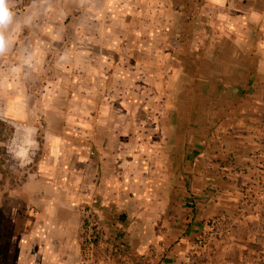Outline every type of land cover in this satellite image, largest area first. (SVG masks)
<instances>
[{
	"label": "crops",
	"instance_id": "crops-1",
	"mask_svg": "<svg viewBox=\"0 0 264 264\" xmlns=\"http://www.w3.org/2000/svg\"><path fill=\"white\" fill-rule=\"evenodd\" d=\"M65 1L53 81L26 84L37 39L0 23V114L35 165L0 201V264H78L84 207L120 264H264V0Z\"/></svg>",
	"mask_w": 264,
	"mask_h": 264
},
{
	"label": "rangeland",
	"instance_id": "rangeland-1",
	"mask_svg": "<svg viewBox=\"0 0 264 264\" xmlns=\"http://www.w3.org/2000/svg\"><path fill=\"white\" fill-rule=\"evenodd\" d=\"M155 2L160 3L161 0H155ZM5 3L10 12V16L5 21L6 23L4 25H10L8 27H11V31H16L15 33H18L20 37L35 36L37 39L36 53L38 57L39 68L36 70V73L38 79L34 80L33 69L27 70L29 76L24 77L26 84L29 85L30 83L36 82V84L41 85L43 82H46L45 80L53 81L56 78V72L58 73L57 62L59 59V55H57L58 51L55 49L56 46L52 43L54 37L53 28L56 25L55 20L58 19V15H63L62 19L64 20L66 17L69 18V16L65 17L66 1L5 0ZM146 3L147 0H84V3H81L82 5L80 4V7L88 9V11H90V18L92 19H94V17L98 18L100 15L102 21H108L110 18H114V14L117 11L118 16H123V20H129L130 16L132 15L131 8H137L139 11L145 10ZM22 25H24L23 28ZM26 66L28 68H34L29 66V62L26 64ZM29 111L30 114L41 113L39 108H31ZM15 128L16 125L14 123L3 119L2 114H0V201L4 200V198L7 196L13 195V193H18L20 191L19 185L22 183V181L26 180L29 170L27 167L32 166L33 168L34 165L32 162L30 165L27 164L26 161L28 160V156H26V154L22 160L19 156H17V150L26 152L27 149H32L30 141H24L28 142V145L26 144L22 147V144L14 139ZM24 147L27 149H24ZM44 149L45 148L42 146L41 149L38 150L37 155L42 154ZM34 153L36 155V150ZM34 153L30 155L32 156ZM37 155L34 157V159L37 158ZM84 209L86 214L90 216V219L94 223L95 231L99 236L95 242L96 250L94 252L95 258L93 257V259L96 261H101L103 264L122 263L121 261H124L125 259H122L120 256L117 257V253L114 251V246L112 245L113 247L108 249L107 243H110L109 237H105L104 230L100 226V223L96 218L92 208L84 207ZM149 224L150 222L146 221L144 227L145 225ZM78 238L82 247L81 257L79 258L78 264H83L84 261L89 258V255H86L84 252V244L86 241L80 236V232ZM117 245H120V242H118ZM100 246L103 248V250L98 248ZM140 256L142 258H147L149 255L144 252L141 253Z\"/></svg>",
	"mask_w": 264,
	"mask_h": 264
},
{
	"label": "built area",
	"instance_id": "built-area-1",
	"mask_svg": "<svg viewBox=\"0 0 264 264\" xmlns=\"http://www.w3.org/2000/svg\"><path fill=\"white\" fill-rule=\"evenodd\" d=\"M80 236L86 241L84 244V252L86 255H89V258L84 261L83 264H103L101 261H96L93 259L94 252L96 250L95 242L99 238L97 232L94 228V223L90 219L89 215H85L84 219L82 220Z\"/></svg>",
	"mask_w": 264,
	"mask_h": 264
},
{
	"label": "clouds",
	"instance_id": "clouds-1",
	"mask_svg": "<svg viewBox=\"0 0 264 264\" xmlns=\"http://www.w3.org/2000/svg\"><path fill=\"white\" fill-rule=\"evenodd\" d=\"M10 16V12L6 6L5 0H0V23L6 21Z\"/></svg>",
	"mask_w": 264,
	"mask_h": 264
}]
</instances>
